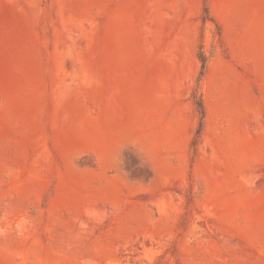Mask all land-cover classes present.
<instances>
[{
	"label": "rangeland",
	"instance_id": "obj_1",
	"mask_svg": "<svg viewBox=\"0 0 264 264\" xmlns=\"http://www.w3.org/2000/svg\"><path fill=\"white\" fill-rule=\"evenodd\" d=\"M0 264H264V0H0Z\"/></svg>",
	"mask_w": 264,
	"mask_h": 264
},
{
	"label": "trees",
	"instance_id": "obj_2",
	"mask_svg": "<svg viewBox=\"0 0 264 264\" xmlns=\"http://www.w3.org/2000/svg\"><path fill=\"white\" fill-rule=\"evenodd\" d=\"M199 59H200V62H201V72H200V74H201V76L203 75V72H204V69H205V65H206V61H207V59H206V57L204 56V54H199ZM197 107H198V111H199V113H200V115H201V119L203 120V118H204V107H203V103H202V101L199 99V101L197 102Z\"/></svg>",
	"mask_w": 264,
	"mask_h": 264
}]
</instances>
